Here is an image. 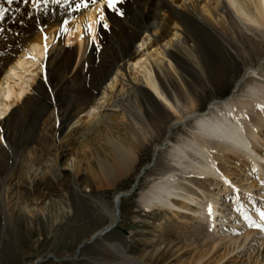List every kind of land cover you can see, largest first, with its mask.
<instances>
[{"label":"bare ground","instance_id":"6f19581e","mask_svg":"<svg viewBox=\"0 0 264 264\" xmlns=\"http://www.w3.org/2000/svg\"><path fill=\"white\" fill-rule=\"evenodd\" d=\"M128 1L122 0L115 11L105 8V20L109 25L105 29L96 23L99 0L95 5L79 9L76 7L79 0L42 3L38 8L31 2L26 6L23 0H12L11 4L0 0V8L6 10L0 19V104L3 107L0 118L10 112L11 106L26 90L20 84L19 88L11 85L9 79L12 74L22 77L19 70L29 69L25 67L29 63L25 58L26 49H30L34 56L39 55L36 61H41L37 67L41 72L38 78H32L35 82L32 89L42 103L54 105L61 99L76 98L75 103L68 104L67 120L74 132L68 137L69 142L78 141L84 134V117L89 129L98 130L101 122L110 118L114 127L123 125L134 134L157 133L159 141L155 142L152 161L142 167L129 189L115 194L112 211L101 205V212L108 218L107 224L78 246L77 256L81 258L87 244L97 240L103 242L100 247L103 253L88 257L94 262L85 264H264V219L261 217L264 213V136H261L264 129V49L259 51L255 64L244 66L239 75L233 77L230 95L213 97L204 107L196 100V89L184 104L179 96L172 97L167 88L171 84L170 71L181 73L187 67L191 70L201 67L202 57L198 52L203 50L198 49L201 47L199 37L213 40L219 49L228 53L224 41L225 23L251 32L264 47V0H214L212 4L209 0H132L137 8L134 21L125 9ZM174 3L179 4L175 6ZM164 8L167 13L160 20L158 11ZM74 28L77 32H72ZM187 28L189 32L184 31ZM65 29L67 33L71 31L66 44L61 41ZM151 31H155L153 36ZM148 36L152 39L149 44L146 43ZM152 47H156L155 51L162 57L159 63L154 61L147 65L145 61L150 62L148 51ZM182 55L189 57L190 63ZM130 62L142 68L143 80L124 78L125 66ZM81 78L86 81L83 86L77 82ZM119 80L130 88L127 95L132 100L131 108L123 106L124 94L112 92ZM245 83L248 85L243 87ZM146 88L153 99L165 105L160 108L163 113L148 119L140 107V92ZM239 92L242 96L237 97ZM11 98L15 100L9 102ZM109 98L113 99L112 104ZM13 109L9 117L17 110ZM105 110L110 113L106 114ZM120 117L123 119L118 120ZM188 124L191 127L185 135L182 131ZM180 127L173 142V131ZM111 140L116 161L104 163L99 159V163L107 179L115 181L134 168L136 145L130 146L128 141L115 138H109L108 142ZM140 141L137 145L142 144ZM69 142L67 145L75 151L76 147ZM161 153L169 171L141 192L139 203L148 211L160 209L171 215L169 221L173 217L185 221L181 226L172 223L167 236L150 244L153 250L143 253L141 249L142 254L136 256L130 252L127 240L109 237L116 235L113 230L120 220L122 198L136 189L145 170ZM80 166L78 160L76 169H72L74 177L78 176ZM236 169L247 179L243 184L233 180L242 179L233 175ZM208 187L211 190L221 188L222 195L228 198L233 194L232 201L225 198V202H215ZM171 235H174L172 239ZM155 253H159L158 263L151 258Z\"/></svg>","mask_w":264,"mask_h":264},{"label":"rangeland","instance_id":"374dc122","mask_svg":"<svg viewBox=\"0 0 264 264\" xmlns=\"http://www.w3.org/2000/svg\"><path fill=\"white\" fill-rule=\"evenodd\" d=\"M209 1L212 4L214 0ZM178 4L174 3L175 6ZM125 9L130 20H136L137 8L132 0L127 2ZM166 13L167 8L158 11V19L164 18ZM126 18L128 19V17ZM186 24L192 25L189 22ZM230 25L225 23V27H223L228 53L219 49L213 40L199 37L198 43L201 47L198 49L203 51L198 53L202 59L204 58L200 60L203 69L196 67L197 69L192 68L191 70V67H187L188 69L184 68L181 73L170 71L171 84L167 88L172 97L179 96L181 101L187 104L189 97L193 96L191 93L196 89V96H194L201 107H204L213 97L230 95L233 89V77L238 76L244 66L255 64L258 61L261 53L259 51L264 49L258 37L253 36L247 30L242 31L237 26ZM75 29L72 32H77ZM66 31L67 29L61 35V41L64 44L68 43V36L71 32L67 33ZM184 31L189 32L190 30L187 28ZM37 33L39 34V32ZM150 33L153 36L155 31ZM73 37L74 34L71 35V38ZM151 40V36H148L146 43L149 44ZM140 48L143 49V47ZM155 50L156 47H152L148 51L150 62L145 61L147 65H151L154 61L160 62L162 54ZM26 52L28 55L24 58L29 63L25 67L29 69L18 71L19 73L22 71V77L12 74V79H9L11 85L19 88L20 84L26 90L22 98L11 106L10 112L14 110L13 108L17 109L13 115L9 117L8 113L10 112H8L6 116L0 118V137H2L0 140V179H2L0 180V264H32L37 260L38 262L35 264L94 262L88 257L93 258L103 253L100 248L103 242L97 240L87 244L82 250L81 258L77 256L78 246L107 224V215L101 212V207L104 206L107 208L106 210L112 211L115 194L118 191L129 189L142 167L152 161L154 145L158 140L157 133L143 134L139 132L134 134L128 132L123 125L118 124V127H114L110 118H105L101 122L98 132L95 128L89 129L86 117L80 115L84 117L82 118V126L85 127L82 132L84 134L78 141L69 142L67 139L74 132L67 120V116L70 115L68 104L75 103L76 98L61 99L54 105L42 103V99L35 95L32 89L35 85L32 78L35 76L38 78L37 75L41 71L37 67L41 61H36L39 55L34 56V51L26 49ZM182 56L190 63L189 57ZM134 66V62L125 66L124 78H131L133 81L143 78L142 68L139 65ZM120 76L123 75L120 74ZM77 82L76 84L81 86L86 84L85 79L82 78ZM243 85L245 87L248 84ZM115 91H118L120 95L124 94L123 106L131 108L132 100L127 95L130 92L127 83L119 80L116 87L112 89L113 93ZM238 96H242V92H239ZM140 97L142 100L140 107L147 119L151 115L164 112L163 109H160L164 104L153 99L147 88L143 93L140 92ZM109 99V104H112L113 99ZM13 100L11 98L9 102ZM102 101L103 99L100 100V102ZM17 104L21 106L17 107ZM1 107L2 104H0V111L3 108ZM105 113L109 114L110 112L105 110ZM122 119V117L118 118V120ZM108 127L112 130L110 131ZM190 127L191 124H188L182 132L186 135ZM180 129L182 127L173 131L171 137L173 142L176 141ZM261 136H264V129L261 131ZM137 137L139 138L137 139ZM109 138L129 142L130 146L131 144L136 145L137 161L134 168L127 176L115 181L107 179L102 173L101 163H99V159H103L104 163L116 161L114 141L108 142ZM138 141L142 144L137 145ZM67 142L73 143L72 146L76 147V150H72ZM84 145L85 147H83ZM78 160L81 161L80 171L78 176L74 177L72 169H76ZM151 165L141 176L136 189L122 198L120 220L113 230L116 235L109 237L112 240L120 238L127 240L126 242L131 246L130 252L136 256L141 253V249L143 253L153 250V246L150 244L159 242L167 236L168 228L172 223L181 226V223L185 221L173 217L170 222L171 215L165 214L160 209L148 211L139 203L141 192L161 180L162 175L169 171L163 153L159 154L155 163ZM240 172V169H236L233 175L241 176L242 179L233 178V180L243 184L247 179L245 180ZM243 180L245 181L243 182ZM208 188L207 190L212 194L215 202H225V198L230 201L233 199V194L229 198L226 195L223 196L221 188L214 190H211V187ZM173 237L174 235H171V239ZM158 257L159 253L151 256L156 263H158Z\"/></svg>","mask_w":264,"mask_h":264},{"label":"snow or ice","instance_id":"6c2138e0","mask_svg":"<svg viewBox=\"0 0 264 264\" xmlns=\"http://www.w3.org/2000/svg\"><path fill=\"white\" fill-rule=\"evenodd\" d=\"M31 2L32 6L34 8H38L42 3L48 4L51 2L52 4H59L60 0H23V3L27 6V4ZM66 2V0H65ZM7 3L11 4L12 0H7ZM100 7L96 8L97 12V20L96 23L102 25L103 28L107 29L109 27L107 21L105 20V8L116 10V7L119 3H122V0H99ZM89 4L95 5L97 4V0H79V3H77L76 7L79 8H87ZM6 10L3 8H0V19H3L4 13ZM119 15H123V12H118ZM28 16H31V13H27ZM21 24H23V20L20 21ZM64 24H67V21H64ZM2 31V29H0ZM89 31H91V25H89ZM19 33H17L18 35ZM45 41L47 40V37H44ZM47 51V44H45V52ZM0 140H2V137H0ZM262 219H264V213L261 214ZM258 226V225H254Z\"/></svg>","mask_w":264,"mask_h":264}]
</instances>
